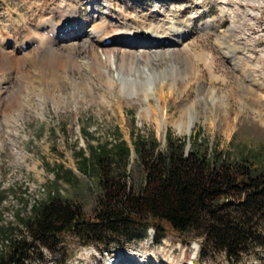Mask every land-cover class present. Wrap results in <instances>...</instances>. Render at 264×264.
I'll list each match as a JSON object with an SVG mask.
<instances>
[{
	"label": "rangeland",
	"instance_id": "1",
	"mask_svg": "<svg viewBox=\"0 0 264 264\" xmlns=\"http://www.w3.org/2000/svg\"><path fill=\"white\" fill-rule=\"evenodd\" d=\"M63 1L0 0V50L23 57L21 62L10 63L6 53L0 52V227H19L17 211L29 215L35 201L48 197L56 187L59 164L72 168L80 179L77 187L62 180V193L73 195L86 214L94 215L97 186L80 171L78 152L86 149L88 155L89 145L114 140L117 127L131 144L134 127L142 132L151 129L160 140L168 128L189 136L186 126L194 118L191 133L200 126L221 148L264 145V0H227L225 5L220 0H67L83 21L98 14L110 24L141 29L162 19L172 7L179 11L178 23L202 11L186 41L194 54L187 58L172 55L163 46L159 51L149 49L165 55L163 62H157L158 70L164 72L138 95L110 87L91 69L85 76L71 59L43 67L39 55L47 44L37 43L36 31L50 18L60 22ZM110 1L114 5L109 11ZM223 6L227 7L225 14ZM86 34L90 35L89 30ZM223 34L230 37V47L237 54L242 51L238 44L244 45L249 57L242 60L243 68L224 52ZM85 60L82 57L79 62ZM174 66L179 74L172 73ZM79 76L91 84L90 91L80 92L74 86L67 93L61 91L59 83L73 84L71 78ZM251 94L262 100L250 99ZM131 163L138 173L134 149ZM20 229L25 230L19 228L15 233L22 234ZM62 241L58 255L45 249L48 264H112L120 255L136 264H231L223 252L204 256L203 238L195 231H169L157 240L150 228L143 239L104 255L96 245L85 246L73 234L64 235ZM32 263L39 264V256ZM239 264L261 263L246 256Z\"/></svg>",
	"mask_w": 264,
	"mask_h": 264
},
{
	"label": "trees",
	"instance_id": "2",
	"mask_svg": "<svg viewBox=\"0 0 264 264\" xmlns=\"http://www.w3.org/2000/svg\"><path fill=\"white\" fill-rule=\"evenodd\" d=\"M116 132L112 141L89 145L88 155L86 149L78 152L80 171L97 186L94 215L62 193V180L77 187L80 179L59 164L48 197L35 201L29 215L17 211L19 227H0V264H33L36 256L39 264H48L45 249L58 255L67 234L104 255L143 239L150 228L157 240L169 231H195L207 258L217 251L231 264L246 256L264 264V145L221 148L200 126L189 136L168 128L164 140L134 127L131 144L118 127ZM19 228H25L20 235Z\"/></svg>",
	"mask_w": 264,
	"mask_h": 264
},
{
	"label": "bare ground",
	"instance_id": "3",
	"mask_svg": "<svg viewBox=\"0 0 264 264\" xmlns=\"http://www.w3.org/2000/svg\"><path fill=\"white\" fill-rule=\"evenodd\" d=\"M220 3L225 5L227 0H220ZM113 5L114 2H107V10ZM222 8L223 14H225L227 7L223 6ZM60 9L62 12L60 22L50 18V20L41 22L39 29L36 31L37 43L39 45L43 42L47 44L39 55L43 67H51L53 64L62 65L71 59L74 60L76 66L79 65L83 69L85 76H88L87 70L91 69L94 73H98L103 78L100 79L104 80L105 83L107 82L110 87H117L120 92H125L127 95H138L141 89L147 87L151 81L164 72L162 69L158 70L157 62L158 60L163 62L166 59L165 55L160 52L152 53L149 49L159 51L163 46L167 48L170 54L175 56L188 55L187 58H189V55L194 54L189 46L190 44L187 45L186 41L193 34L195 19L202 14V11L193 13L186 21L179 22V24L177 22V20H180L178 18L179 11L172 7V10L168 11L162 19L145 24L141 29L113 22L110 24L106 19L100 18L98 14L83 21L80 19V12L67 0L62 2ZM161 14H163L162 11ZM71 30L74 32L81 30V32L71 34ZM88 30L90 35H84ZM107 38H110L111 42H107ZM1 39L2 36L0 35ZM220 39L226 48L224 52L229 55L228 58L236 66L243 68L241 65L242 60L249 57L244 45L238 44L242 51L241 54H237L235 48L230 47L229 36L223 34ZM0 43L2 42L0 41ZM134 43L137 44L135 47H133ZM17 48L18 46L15 50ZM0 52L6 53L5 59L10 63L21 62L23 58L12 54V51L4 52L0 50ZM82 57L86 60L85 63L81 64L79 59ZM177 70L178 68L174 66L172 73H178ZM82 77H72L71 83L73 82V84L59 83V88L66 93L73 86L80 92L85 88L91 89V84L85 82ZM251 80H253L252 77H250ZM90 89L86 90L90 91ZM251 91L248 92L253 93ZM252 95L255 96L251 94L250 99L253 98L256 102L262 100V96L256 94L255 98ZM194 120L192 118L186 126L188 131H190ZM115 264H122V259L119 257L115 260Z\"/></svg>",
	"mask_w": 264,
	"mask_h": 264
},
{
	"label": "water",
	"instance_id": "4",
	"mask_svg": "<svg viewBox=\"0 0 264 264\" xmlns=\"http://www.w3.org/2000/svg\"><path fill=\"white\" fill-rule=\"evenodd\" d=\"M188 135H191V130L188 132ZM190 147V145L188 146V148Z\"/></svg>",
	"mask_w": 264,
	"mask_h": 264
}]
</instances>
